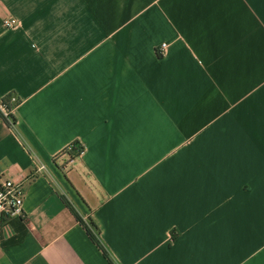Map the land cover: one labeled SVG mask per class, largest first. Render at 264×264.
Here are the masks:
<instances>
[{"label":"crops","instance_id":"1","mask_svg":"<svg viewBox=\"0 0 264 264\" xmlns=\"http://www.w3.org/2000/svg\"><path fill=\"white\" fill-rule=\"evenodd\" d=\"M5 98L0 264H264V0H0Z\"/></svg>","mask_w":264,"mask_h":264},{"label":"built area","instance_id":"2","mask_svg":"<svg viewBox=\"0 0 264 264\" xmlns=\"http://www.w3.org/2000/svg\"><path fill=\"white\" fill-rule=\"evenodd\" d=\"M16 23V20L13 18L4 20V25L7 28H13L16 26ZM163 48L164 44H161V50ZM10 100L15 102L13 97ZM0 110L5 117L9 116V109L3 103H0ZM73 148H75V154L79 155L81 147L78 145L74 146L71 144L66 148V151ZM23 199L24 190L22 181L0 178V238L2 227L8 219L23 216Z\"/></svg>","mask_w":264,"mask_h":264},{"label":"trees","instance_id":"3","mask_svg":"<svg viewBox=\"0 0 264 264\" xmlns=\"http://www.w3.org/2000/svg\"><path fill=\"white\" fill-rule=\"evenodd\" d=\"M8 100L9 99H7V98H5L3 101H2V103L9 109V106H8ZM74 146H76V144H73ZM76 148V147H75ZM74 148V149H75ZM82 149L80 148V151H81ZM66 203V205L68 206V208H69V210L74 214V216H75V218L80 222V223H82V225H83V227H84V229H85V231H86V233H87V235L90 237V239L100 248V249H102L101 247V245H100V243L98 242V240H97V238L95 237V235H94V229H95V226H94V224L93 223H90V225H86L85 223H83V221L81 220V218L78 216V214L75 212V210L70 206V204L69 203H67V202H65ZM102 251H103V254L106 256V252L102 249ZM111 264V263H110Z\"/></svg>","mask_w":264,"mask_h":264}]
</instances>
